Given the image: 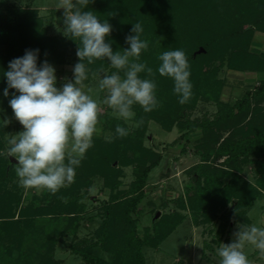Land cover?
Masks as SVG:
<instances>
[{"label": "trees", "instance_id": "1", "mask_svg": "<svg viewBox=\"0 0 264 264\" xmlns=\"http://www.w3.org/2000/svg\"><path fill=\"white\" fill-rule=\"evenodd\" d=\"M89 9L113 26L106 40L114 51L128 47L125 37L133 23H142V39L149 47L140 59L153 73L141 76L156 81L159 103L148 112L134 105V128L112 109L100 113L98 125L104 132L115 137V126L121 124L129 134L111 140L94 136L74 181L56 193L43 190L25 197L16 182L17 164L0 155V264H61L55 258L58 245L69 248L80 264H147L144 249H158L188 215L196 226L218 225L214 241L220 244L232 222L251 223L249 211L264 197V48L253 49L256 34L264 35V0H91ZM77 48L70 37L49 34L38 10L0 7V68L7 70L12 59L29 49H39L38 64L47 60L63 67L78 62ZM174 48L185 51L191 71L192 95L183 104L172 79L156 71L159 54ZM102 66L115 70L107 59L96 60L89 65L90 74ZM224 69L257 74L259 84L234 103L224 102ZM6 86L0 75V118L5 113L20 127L8 104L15 90L4 97ZM201 101L216 106L212 117H192ZM151 122L167 132L176 128L180 136L175 143L200 133L194 146L200 161L187 171L190 182L175 209L141 233L139 214L155 206L149 200L140 208L145 189L163 160L161 152L146 144ZM9 129L0 127V150L7 147ZM181 153H187L185 146ZM125 168L132 169L133 177L127 189L122 188ZM247 168L254 179L244 176ZM97 178L110 194L96 217L88 215L86 200ZM98 217L99 225L82 237L85 221Z\"/></svg>", "mask_w": 264, "mask_h": 264}, {"label": "clouds", "instance_id": "2", "mask_svg": "<svg viewBox=\"0 0 264 264\" xmlns=\"http://www.w3.org/2000/svg\"><path fill=\"white\" fill-rule=\"evenodd\" d=\"M91 0H59L57 8H63V34L78 43V62L73 66V78L57 86V74L53 64L44 60L38 64L39 49L26 50L24 55L12 59L7 70L0 68L7 86L3 96L9 97L12 114L23 130L7 139V147L0 150L17 161L16 174L19 184L26 189L47 190L56 193L74 181L76 169L87 151L93 146L98 133L100 107L109 106L118 118L128 121L134 116V105L145 112L157 107V83L141 76L151 75L152 67L141 61V53L149 47L142 39L144 27L137 20L131 34L125 37L126 48L114 51L106 40L113 26L88 8ZM107 59L114 71L103 66L91 75L97 87L106 95L94 99L84 88L90 68L96 60ZM156 71L173 81V92L179 103H185L192 95L191 71L186 53L181 48L162 51ZM18 93V94H17ZM2 111V109H0ZM10 123L0 118V127ZM128 127L117 124L115 137L127 136ZM115 137L109 136L111 140ZM230 243H221L215 249L218 264H254L245 251L247 245L258 250L264 258V226L238 223Z\"/></svg>", "mask_w": 264, "mask_h": 264}, {"label": "rangeland", "instance_id": "3", "mask_svg": "<svg viewBox=\"0 0 264 264\" xmlns=\"http://www.w3.org/2000/svg\"><path fill=\"white\" fill-rule=\"evenodd\" d=\"M59 0H0V7L7 8H30L38 10L40 16L43 19L44 26L49 28V34L51 35H64L63 34V13L64 9L57 8ZM254 47L256 51H260L264 48V35L256 34L254 38ZM77 63L76 60H72L68 65L63 67H55L57 74V86H61L66 79L73 78V66ZM221 78L225 81L222 100L224 102L234 103L237 99H240L247 90H253L258 86L260 76L254 73H240L231 70L224 69L221 73ZM84 88L89 92L94 99H102L106 92H102L97 87L96 78L91 74L89 78L84 82ZM103 93V95H102ZM101 95V97H100ZM107 109H111L106 104H102L100 107V113L105 112ZM216 112V106L214 104L201 101L198 104L197 109L193 112V118H202L204 116L212 117ZM7 117L10 119L9 134H15L23 130V126H17V122L13 120L9 115L3 113L1 118ZM129 119L128 125L132 128L135 127L134 123ZM99 131L95 136L109 137V133L102 130V127L98 125ZM179 131L174 128L171 132H167L162 127L151 122L149 124V132L147 136L146 144L156 151L163 154V160L160 166H158L151 173L150 180L146 190L147 198L140 208H146L149 200L155 203V206H149L148 209H144V212L140 213V232L146 226H150L154 221L166 212L175 209V200L184 193L186 184L190 182V176L187 171L200 161V157L195 154L194 146L200 133L193 134L185 138L179 143L175 141L179 138ZM9 137V136H8ZM185 146L187 153L182 154L181 150ZM7 158L9 156L5 152ZM11 162L17 163V161L10 157ZM124 185L123 189H127L132 181V169H124ZM244 176L248 179H254V173L250 168H247ZM15 182V181H14ZM18 182V177L16 178ZM13 184V183H12ZM19 184V182H18ZM20 185V184H19ZM21 187V190L25 197L30 195H40L43 190L37 191L34 189H26ZM110 191L103 186L102 179H96L93 188L89 191V197L86 200L88 211L91 216H98L102 212L104 202L108 201ZM164 202L169 203L168 208H163ZM160 216L157 217V214ZM249 217L251 219L250 224H256L257 226H264V197L256 201L255 205L249 211ZM101 222L100 217L93 222L85 221V228L82 230V237L92 233L93 230ZM235 223H231L230 233L225 234L221 243H230L232 241L233 233L237 230ZM220 234L219 226L212 225H194L190 215L187 219L160 245L158 249L145 248L144 253L146 256L147 264H218L215 256V249L221 244L214 241L216 234ZM245 251L249 255V258L254 261V264H264V258H260L258 250L253 246L247 245ZM105 259H108V255H103ZM56 260H59L61 264H80L81 259L72 254L71 250L65 245H58L56 249Z\"/></svg>", "mask_w": 264, "mask_h": 264}, {"label": "water", "instance_id": "4", "mask_svg": "<svg viewBox=\"0 0 264 264\" xmlns=\"http://www.w3.org/2000/svg\"><path fill=\"white\" fill-rule=\"evenodd\" d=\"M159 216H160V213L157 214V217H159Z\"/></svg>", "mask_w": 264, "mask_h": 264}]
</instances>
